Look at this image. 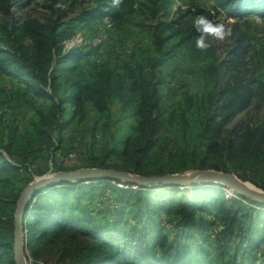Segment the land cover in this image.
<instances>
[{
  "label": "trees",
  "instance_id": "16d2710c",
  "mask_svg": "<svg viewBox=\"0 0 264 264\" xmlns=\"http://www.w3.org/2000/svg\"><path fill=\"white\" fill-rule=\"evenodd\" d=\"M29 1L0 0V6L16 4L20 10L26 8ZM42 1L55 5L76 0ZM145 1V8L151 11L152 19H156V15L169 2ZM216 2L229 16L264 15V0ZM133 3L134 0H118V3H114V0H97L93 7L78 12L72 22L93 23L107 18L118 23L132 9ZM56 10L57 16L48 25L29 18L22 23L15 18L0 22V32L6 37L5 46L0 50V68L14 69L15 75L25 82L32 95L48 103L43 112H38L37 118L29 120L23 131L18 132L17 127L9 129L6 147L12 150L15 160L7 159L0 151V264H15L14 213L20 192L37 172L31 168L33 153L42 150V144L52 153L56 147L54 140L61 139L69 124L86 120L87 101H91L94 111L105 119L102 120L108 121L115 115L112 101L118 99L121 112L129 109L135 120L130 124L132 133L122 134L109 152L117 153V146H122L128 164L123 169L130 173L142 171V162L153 147L161 127L156 82L158 68L169 60L178 46L197 49L195 37L198 33L193 26H176L175 21H157L152 43L156 57L141 55L135 63L131 83L126 88L125 78L117 64L94 66L96 77L91 78L82 64L86 53L80 48H62V36L67 25L63 27L61 22V9ZM172 30L181 34V38L179 43L165 48L169 37L167 33ZM26 38L29 43L24 44ZM237 47H242V40H239ZM209 50L210 47L202 51L205 54ZM230 65L231 62L200 63L199 73L205 80L213 75L217 86L219 72ZM241 89L244 94L236 98L240 102L239 110L245 106L246 95L250 91L248 84ZM234 104L235 101L231 106ZM216 108L225 109L227 113L231 110L230 105L226 104ZM121 117L118 115L114 121L121 120ZM257 138L258 142L251 149L261 154L260 143L264 140V133L260 132ZM212 147L213 143H210L206 149L209 151ZM250 151L244 141L236 146L234 142L223 147L222 155L233 167H242L250 160ZM221 164L202 161L198 168L226 171ZM92 167L109 168L103 164ZM114 168L123 170L117 166ZM101 185L106 186L113 197L101 211L106 218L100 222L82 206L84 202L81 200L92 192L88 191L89 188L94 190ZM221 189L212 185L190 187L178 184L133 188L130 184L108 179L62 182L41 189L28 199L23 221L25 248L31 252V256H36L41 241L47 242L60 234L70 233L84 237V241L78 245L81 252L77 259L69 264H222L211 258L212 252L205 246L208 243L206 240L215 238L211 241L216 240L224 245L222 236L239 225L244 244L247 243L248 248L257 253L252 255L249 262L224 264H264V203H254L242 196L239 199L228 196ZM186 191H191V195ZM200 212L204 216L199 215ZM205 216L210 220L207 221ZM204 223H207L208 231L202 230Z\"/></svg>",
  "mask_w": 264,
  "mask_h": 264
},
{
  "label": "rangeland",
  "instance_id": "374dc122",
  "mask_svg": "<svg viewBox=\"0 0 264 264\" xmlns=\"http://www.w3.org/2000/svg\"><path fill=\"white\" fill-rule=\"evenodd\" d=\"M96 1L76 0L73 3L54 5L49 1L30 0L28 6L20 10L16 4L1 5L0 22L15 18L18 23H22L29 18L48 25L57 16L56 9L60 8L63 27L67 25L62 36V48H80L86 53L82 64L91 78L96 77L94 66L117 64L120 74L125 78L126 88L131 83L136 61L144 55L156 57L152 43L153 28L157 21H175L176 26L187 27L193 26V20L198 15H203L214 23H222L226 29H230V35L222 41L209 37L210 50L205 51V54L202 50L181 45L158 68L156 82L159 88L158 114L161 127L153 147L142 162V171L132 173L145 176L177 172L193 174L199 170L213 169L198 168L202 161L220 162L226 171L213 170L232 173L264 191V140L260 143L263 153L251 149L258 142L260 132L264 133V15L251 13L241 17L229 16L216 0H168L165 9L156 15V19H152L151 11L145 8L147 2L134 0L132 9L118 23L107 18L93 23L72 22L78 12L93 7ZM63 12L64 15H61ZM174 32L172 30L167 33L169 37L165 48L179 43L181 34ZM239 40H242L241 48L237 47ZM5 42L6 37L0 32V50L4 48ZM23 43H29V39H24ZM206 62H231L229 67H223L219 72L217 86L213 75L209 80L201 78L199 64ZM15 73L14 69L0 68V151L9 160H15L12 150L6 147L9 129L17 127L18 132L23 131L29 120L37 118L38 112H43L48 105L46 101L33 96L25 82ZM240 82L242 84L237 85ZM245 84H248L250 91L246 95L245 106L239 110L237 107L240 102L236 98L244 94L241 87ZM234 101L235 104L231 106ZM112 104L115 115L104 121L94 111L91 101H87L86 120L69 124L61 139L54 140L56 147L52 153L45 149L44 144L42 150L33 153L31 160L34 159V163L31 168L37 172L31 176L30 182L58 171L98 164L109 168L117 166L120 169L128 166L122 146H117V153L109 150L122 134L132 133L130 124L135 117L129 109L121 112L118 99H114ZM224 104L230 105L229 113L225 109H214ZM118 115L122 117L115 125L114 119ZM242 141L251 150L250 160L242 167H233L222 155L223 147L234 142L236 146ZM210 143H213V147L208 151L206 147ZM205 186L210 184L200 185ZM220 188L228 196H234L225 186ZM88 191L92 192L82 198V206L101 222L106 218L101 211L111 202L113 194L104 185L94 190L89 188ZM186 192L191 195V191ZM235 197L240 198L237 195ZM199 215L204 216L202 212ZM205 218L210 220L207 216ZM206 224L202 227L203 231L208 229ZM240 229L236 225L231 233L226 232L222 236L224 245L216 240L211 241L215 239V232L211 234L214 239L206 240L208 243L205 246L211 250L210 255L215 262H249L252 255L257 253L256 250H250L247 243L244 244ZM83 241L84 237L72 236L70 233L60 234L47 242L41 241L36 256H31V252L25 248L27 264L72 263L81 252L78 245Z\"/></svg>",
  "mask_w": 264,
  "mask_h": 264
},
{
  "label": "water",
  "instance_id": "95a60500",
  "mask_svg": "<svg viewBox=\"0 0 264 264\" xmlns=\"http://www.w3.org/2000/svg\"><path fill=\"white\" fill-rule=\"evenodd\" d=\"M96 179L118 180L121 183L130 184L133 188L167 186L170 184L190 187L204 184L218 187L226 186L232 190L234 196L237 194L249 199L251 202L264 203V191L240 180L232 173L218 172L213 169L199 170L193 174L183 172L149 176L104 167H84L76 170L58 171L41 176L28 183L19 194L14 213L13 259L15 264H27L23 221L28 199L41 189L54 187L62 182H88Z\"/></svg>",
  "mask_w": 264,
  "mask_h": 264
},
{
  "label": "clouds",
  "instance_id": "9594fccd",
  "mask_svg": "<svg viewBox=\"0 0 264 264\" xmlns=\"http://www.w3.org/2000/svg\"><path fill=\"white\" fill-rule=\"evenodd\" d=\"M118 3V0H114ZM193 28L198 35L195 37V47L198 50H206L210 47L209 37L222 41L230 35V29H226L222 23H214L203 15H198L193 20Z\"/></svg>",
  "mask_w": 264,
  "mask_h": 264
},
{
  "label": "bare ground",
  "instance_id": "6f19581e",
  "mask_svg": "<svg viewBox=\"0 0 264 264\" xmlns=\"http://www.w3.org/2000/svg\"><path fill=\"white\" fill-rule=\"evenodd\" d=\"M226 187V186H225ZM226 188H228V187H226ZM228 189H230V188H228ZM228 189H226V190H228ZM231 190V189H230ZM231 192H232V190H231Z\"/></svg>",
  "mask_w": 264,
  "mask_h": 264
},
{
  "label": "built area",
  "instance_id": "2783aa9c",
  "mask_svg": "<svg viewBox=\"0 0 264 264\" xmlns=\"http://www.w3.org/2000/svg\"><path fill=\"white\" fill-rule=\"evenodd\" d=\"M71 47V46H70Z\"/></svg>",
  "mask_w": 264,
  "mask_h": 264
}]
</instances>
